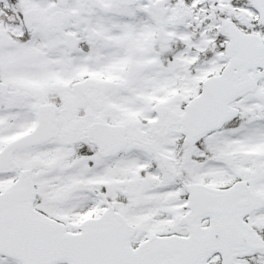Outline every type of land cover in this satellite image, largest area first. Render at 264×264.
<instances>
[{"label":"snow or ice","instance_id":"obj_1","mask_svg":"<svg viewBox=\"0 0 264 264\" xmlns=\"http://www.w3.org/2000/svg\"><path fill=\"white\" fill-rule=\"evenodd\" d=\"M0 264H264V0H0Z\"/></svg>","mask_w":264,"mask_h":264}]
</instances>
